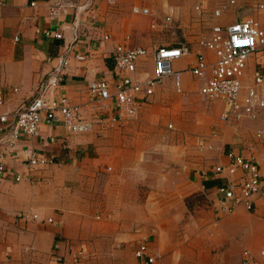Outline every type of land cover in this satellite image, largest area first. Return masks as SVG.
<instances>
[{"label":"crops","instance_id":"0c3cea01","mask_svg":"<svg viewBox=\"0 0 264 264\" xmlns=\"http://www.w3.org/2000/svg\"><path fill=\"white\" fill-rule=\"evenodd\" d=\"M257 1L233 0L226 14L214 18L209 9L216 0L206 1L202 11L193 8L197 0H114L113 4L105 0H0V114L9 118L10 113L38 95L55 99L63 96L70 103L84 105L89 82L102 78L113 82L114 68L109 58L113 47H133L155 40L150 31L171 24L163 22L169 7L172 24L189 40V53L179 59L190 66L200 52L212 60V52L194 42L215 23L251 17L264 26V10L254 8ZM59 3L65 6V12L49 16V8ZM133 4L146 8L148 14L132 13ZM151 23L154 28H150ZM44 30L58 32L61 37L45 36ZM105 34L108 39L103 40ZM62 58L67 63L61 68L60 81L54 83L52 71ZM148 61L138 63L139 72L145 71L146 64L150 71ZM253 65L254 57H250L246 81ZM183 83L182 90L187 89ZM168 84L172 86L170 79L158 84L147 101ZM132 118L101 135L67 133L61 123L43 121L34 135L20 132L9 142H4L7 135L0 132V160L4 165L0 173V264H143L133 256L141 240L146 242L151 264H240L243 249H248L258 264H264L258 254L264 248V232L258 233L260 225L252 222L244 227V237L235 236L241 233L242 217L264 223V195L254 198L250 211L238 206L226 213L215 207L214 185H203L204 181H224L210 171L214 165L227 162V151L251 157L264 177V141L247 133L246 121L255 120L232 126L219 124L220 130L212 139L214 148L189 150L180 179L167 188L143 193L132 213L126 214L118 199L102 205L96 198V206L105 210L91 209L95 203L81 191L83 173L88 168L89 173L90 169H115L110 163L98 162L104 145L114 143L101 137L118 133L117 129ZM31 153L48 157L50 162L27 170L22 161ZM15 175L19 180H14ZM193 193H201L215 220L232 226L211 228V237H203L204 228L191 218L185 201ZM130 203L124 202V207Z\"/></svg>","mask_w":264,"mask_h":264},{"label":"built area","instance_id":"2783aa9c","mask_svg":"<svg viewBox=\"0 0 264 264\" xmlns=\"http://www.w3.org/2000/svg\"><path fill=\"white\" fill-rule=\"evenodd\" d=\"M105 1L114 3V0ZM206 1L197 0L194 10L202 11ZM29 4L33 5L34 2ZM230 4H233V0L213 8L211 17L220 18ZM254 8L264 10V3L256 4ZM64 12L62 3L48 10L51 17ZM131 12L148 14L146 8L136 4L131 6ZM171 16L172 7H169L163 22H170ZM150 28H154V23L150 24ZM42 33L53 38L61 37L58 32L44 30ZM102 39H108V35H103ZM197 44L212 52L213 59L207 60L198 52L186 70L197 80L199 95L207 101L221 104L216 122L232 126L242 120H255L264 113V26L251 17L226 24H211ZM188 53L189 48L183 43L154 45L149 50L141 46H115L109 53L114 68L113 82L105 78L89 82L84 105L70 103L63 96L55 99L38 95L28 105L10 113L9 118L7 114H0V132L8 138L4 142L16 139L20 132L34 135L41 121L46 124L59 122L67 133L72 134L93 132L101 135L109 129L120 127L134 117L138 107L147 101L163 80L170 79L173 90L182 92L181 74L184 69H174L171 63ZM250 57H254V65L246 81L245 71ZM146 58L150 59L151 69L139 72L137 65ZM66 63V59L62 58L54 67L51 78L54 83L60 81L61 68ZM216 126L207 134L196 136L192 141L193 148L198 151L212 150ZM254 137L264 141V125L255 129ZM225 155L227 162L214 165L210 171L212 175L224 178L223 182L212 187L215 207L226 213L238 206L250 211L254 198L264 195V177H261L258 165L251 157L232 151H227ZM22 162L29 170L50 162V159L31 153ZM3 170L4 165L0 160V173ZM19 178V175L14 176L15 181ZM31 217L35 219L36 215L32 214ZM47 221L52 222L50 218ZM258 254L264 260V248ZM133 256L143 264L152 263L144 240L136 244ZM240 264H258V260L248 249H243Z\"/></svg>","mask_w":264,"mask_h":264},{"label":"rangeland","instance_id":"374dc122","mask_svg":"<svg viewBox=\"0 0 264 264\" xmlns=\"http://www.w3.org/2000/svg\"><path fill=\"white\" fill-rule=\"evenodd\" d=\"M209 1L207 0V3ZM226 1L216 0L214 6H210L209 15L213 8ZM259 3H264V0H258L256 4ZM227 9L223 11V15L228 12ZM169 24L170 26L166 28L150 31L153 35L151 37L155 40L136 44L148 48L147 50L160 44L183 43L189 46V40L182 36L181 30L175 27V23L173 25L171 20ZM146 61L149 62L148 58L141 62ZM186 62L183 63V60L179 59L178 62L173 61L171 67L184 69L181 81L185 82L183 84L187 89L183 88L182 92L177 93L168 84L164 91L151 97L143 104L136 112L135 117L125 126L117 129L118 133L109 135V137L107 136L109 133H107L101 137L109 138L114 143L112 146L104 145L98 162L104 165L110 163L113 167L115 166V169L109 170L108 167L93 171L90 169L89 173L88 168L83 173L81 191L88 196L91 202L95 203V207L91 206L93 211L105 210L101 208L102 206L100 208L96 206L94 200L99 198L97 204L102 203V205L110 204V201L118 199L122 208L126 209L125 213H132L143 193L167 188L174 180L180 179L183 168L189 161V150L193 151L192 141L196 136L208 133L213 130L216 124V133L220 130L219 124L221 123L216 122V116L221 104L218 101H207L198 94V82L187 72ZM145 67L143 70L148 71V64ZM193 87L194 89H192ZM189 88L192 90L189 91ZM246 122L247 133H254L257 127L264 125V116L258 120ZM168 124L171 126L169 127ZM123 164L124 167H122ZM200 194L188 195L185 201L191 218L197 226L204 228L202 236L206 237L211 228L216 229L222 225L232 226V223L225 222L223 224L219 220H215ZM124 202L131 203L124 207ZM252 222L257 223V227L259 225L262 227V229L259 228L258 233L264 232L263 222L242 217L241 233L235 235L236 238L244 237V227ZM209 236L211 237V234ZM212 252L214 253L216 250H212Z\"/></svg>","mask_w":264,"mask_h":264},{"label":"trees","instance_id":"16d2710c","mask_svg":"<svg viewBox=\"0 0 264 264\" xmlns=\"http://www.w3.org/2000/svg\"><path fill=\"white\" fill-rule=\"evenodd\" d=\"M216 184H218V182L215 183L212 180L211 181H204V183H203L204 187L211 186V185H216Z\"/></svg>","mask_w":264,"mask_h":264}]
</instances>
